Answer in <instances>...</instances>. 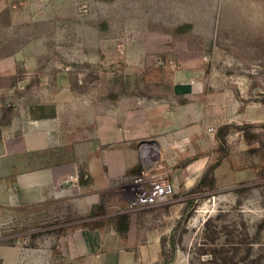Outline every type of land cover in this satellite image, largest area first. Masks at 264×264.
I'll use <instances>...</instances> for the list:
<instances>
[{"label":"rangeland","instance_id":"1","mask_svg":"<svg viewBox=\"0 0 264 264\" xmlns=\"http://www.w3.org/2000/svg\"><path fill=\"white\" fill-rule=\"evenodd\" d=\"M191 103L205 179L177 214L170 203L144 212L161 245L129 264H264V0H0V130L29 127L28 109L51 105L56 149L45 167L84 162L118 112L159 120ZM140 146L149 152L138 164L151 170L128 182L125 202L86 208L62 190L56 201L1 206L0 264H92L67 253L70 229L114 217L123 227L137 190L172 181L158 175L167 161L157 145Z\"/></svg>","mask_w":264,"mask_h":264},{"label":"crops","instance_id":"2","mask_svg":"<svg viewBox=\"0 0 264 264\" xmlns=\"http://www.w3.org/2000/svg\"><path fill=\"white\" fill-rule=\"evenodd\" d=\"M190 87L181 83L174 85L175 91L180 94L192 93L196 88ZM51 107L32 105L26 113L29 127L20 128L17 122L11 121L10 125L1 128L0 207L56 201L62 190L81 198L86 208L101 203L125 202L124 196L130 189L128 182L133 181L134 176L151 170L144 164H138L142 155L145 159L149 152L148 148L140 146V140L144 138L152 140L158 147L160 160L167 161L160 164L158 175H172L175 198L171 197L168 202L170 214L175 215L184 208V194L194 189L204 174L207 162L201 157L203 150L198 146V133L187 127L190 114L195 119L197 117L199 106L196 103L179 107L159 120H141L139 115L132 114L125 121V117L118 112L117 118L103 120L100 142L91 143L84 162L45 167L41 163L43 154L46 150L56 149V138L53 137L56 125L50 120L55 118L56 110ZM48 130H52V136ZM81 168L88 178L83 185L77 184ZM70 179L74 183L65 189ZM150 209L131 213L123 227L119 217H114L103 225L70 229L65 244L67 253L85 257L92 264H129L140 253L159 250L162 233L156 225L154 228L146 225L151 220L144 212Z\"/></svg>","mask_w":264,"mask_h":264},{"label":"built area","instance_id":"3","mask_svg":"<svg viewBox=\"0 0 264 264\" xmlns=\"http://www.w3.org/2000/svg\"><path fill=\"white\" fill-rule=\"evenodd\" d=\"M174 193V184L170 180L163 176L155 178L148 186H143L122 211L134 213L167 204Z\"/></svg>","mask_w":264,"mask_h":264},{"label":"trees","instance_id":"4","mask_svg":"<svg viewBox=\"0 0 264 264\" xmlns=\"http://www.w3.org/2000/svg\"><path fill=\"white\" fill-rule=\"evenodd\" d=\"M204 179H205V178H204ZM204 179H202V180L200 181L198 187L203 183ZM198 187H197V188H198ZM194 191H195V190H193L192 192H194Z\"/></svg>","mask_w":264,"mask_h":264}]
</instances>
